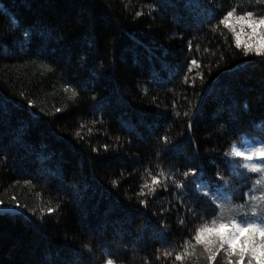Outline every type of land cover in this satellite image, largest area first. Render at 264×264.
Listing matches in <instances>:
<instances>
[{
	"label": "trees",
	"instance_id": "obj_1",
	"mask_svg": "<svg viewBox=\"0 0 264 264\" xmlns=\"http://www.w3.org/2000/svg\"><path fill=\"white\" fill-rule=\"evenodd\" d=\"M233 9L264 16L256 0H0V264H207L195 228L264 209L248 167L264 159L233 153L264 144V57L220 22Z\"/></svg>",
	"mask_w": 264,
	"mask_h": 264
},
{
	"label": "snow or ice",
	"instance_id": "obj_2",
	"mask_svg": "<svg viewBox=\"0 0 264 264\" xmlns=\"http://www.w3.org/2000/svg\"><path fill=\"white\" fill-rule=\"evenodd\" d=\"M27 2V0H25ZM258 4H264V0H256ZM235 9L230 10L224 15L223 19L220 21L225 24L227 27L231 28L232 32L236 36V44L240 45L241 32L237 31L236 24L234 21L245 20L249 24V27L252 24L260 25L264 23V16L260 18H254L252 13L249 12L246 15L235 16ZM15 24L16 21H13ZM243 29H241L242 31ZM28 39L31 41L33 37L36 38L37 42H43L49 36V34L43 29L39 28L36 31H33L31 28L28 30ZM253 31H256L255 29ZM244 52L247 55L248 53H255L261 57H264V44H256L254 42H245ZM193 64L196 62L193 61ZM75 95V93H73ZM31 103V101H29ZM191 124L189 127L191 128ZM165 144H167L168 139L166 136L162 137ZM107 150V145L104 146ZM94 151H97L94 149ZM233 153L237 157H241L247 161H252L254 157H259L264 159V144H261L259 147L252 148L248 152L239 150L238 148H233ZM253 171H262L258 164L248 165ZM163 172L161 176H163ZM185 177L189 175L188 172L184 173ZM192 175H196V171L192 170ZM115 183V182H114ZM161 181L159 177H152V185H158ZM178 188L184 187V185L177 184ZM155 191V188H152ZM3 201H0V205H3ZM141 204L147 206V202L144 200L140 201ZM6 207V206H5ZM15 211L17 209H11ZM51 211V209L49 210ZM252 216L249 220L244 221L242 217L237 218L236 215H229L232 223L237 225L238 231H209L213 224L218 221H222L225 217L221 216L217 220H213L210 224H203L200 227L195 228V235L192 236V240L195 241L196 245H200L204 249L205 260L207 264H219L218 257H222L223 264H264V222H259L256 217L258 215H264V209L258 211L256 206L251 208ZM239 215V214H237ZM184 221H181L183 225ZM249 229V231H245ZM166 255H169L166 253ZM176 260H183L182 254L176 255ZM107 264H112V261H107Z\"/></svg>",
	"mask_w": 264,
	"mask_h": 264
},
{
	"label": "clouds",
	"instance_id": "obj_3",
	"mask_svg": "<svg viewBox=\"0 0 264 264\" xmlns=\"http://www.w3.org/2000/svg\"><path fill=\"white\" fill-rule=\"evenodd\" d=\"M236 24V27L239 29H248V36L251 38V40L260 45L264 44V23H261L260 25L252 24L251 27H249V24L245 20L240 21H234ZM256 31H253V30ZM217 220V219H213ZM238 231L237 225L232 223L231 219L229 217H225L224 220L218 221L217 223L213 224L212 228L209 231ZM245 231H249V229H245Z\"/></svg>",
	"mask_w": 264,
	"mask_h": 264
},
{
	"label": "rangeland",
	"instance_id": "obj_4",
	"mask_svg": "<svg viewBox=\"0 0 264 264\" xmlns=\"http://www.w3.org/2000/svg\"><path fill=\"white\" fill-rule=\"evenodd\" d=\"M238 32H241L240 40L245 44V42H253L251 38L248 36V29H241L237 28Z\"/></svg>",
	"mask_w": 264,
	"mask_h": 264
}]
</instances>
